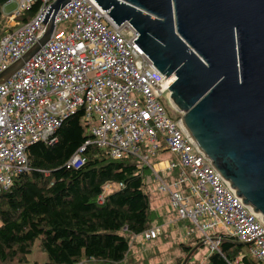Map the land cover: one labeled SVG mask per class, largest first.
Masks as SVG:
<instances>
[{"label": "built area", "instance_id": "obj_1", "mask_svg": "<svg viewBox=\"0 0 264 264\" xmlns=\"http://www.w3.org/2000/svg\"><path fill=\"white\" fill-rule=\"evenodd\" d=\"M54 1L8 0L16 4L8 14L12 20L39 3L27 22L0 38V72L41 37ZM53 22L49 40L0 82V193L27 171L28 147L53 142L60 123L81 110L90 137L67 166L83 164L89 144L114 159L135 157L138 167L157 179V190L168 197L177 220H188L202 241L213 238L210 251L221 241L214 233L223 231L246 243L250 255L264 262V223L232 192L185 131L182 112L169 103L171 77L159 73L133 42L137 33L130 23L117 25L94 0H67ZM65 22H70L69 28ZM164 151L178 161L163 160L162 167L153 162ZM161 229L145 230L144 241Z\"/></svg>", "mask_w": 264, "mask_h": 264}, {"label": "water", "instance_id": "obj_2", "mask_svg": "<svg viewBox=\"0 0 264 264\" xmlns=\"http://www.w3.org/2000/svg\"><path fill=\"white\" fill-rule=\"evenodd\" d=\"M94 1L117 25L130 23L133 42L159 73L174 75L169 103L182 112L183 128L264 223V0ZM66 2L50 5L41 37L0 82L49 40Z\"/></svg>", "mask_w": 264, "mask_h": 264}, {"label": "trees", "instance_id": "obj_3", "mask_svg": "<svg viewBox=\"0 0 264 264\" xmlns=\"http://www.w3.org/2000/svg\"><path fill=\"white\" fill-rule=\"evenodd\" d=\"M7 1L0 0V38L14 30L3 34L6 19L1 7ZM38 3H32L15 21L27 22ZM88 137L78 110L60 123L53 142L39 141L28 147L27 171L15 176L11 187L0 193V264H28L35 240L46 255L44 264H122L137 235L144 241L145 230L162 225L164 219L151 209L144 186L147 171L138 167L137 158L114 159L89 144L83 151L84 163L67 166ZM107 182L121 185L99 204L97 197ZM175 225L191 228L192 224L178 220ZM214 234L221 241L217 250L209 251L205 264H264L250 255L248 245L223 231ZM201 238L200 233L193 237L194 241ZM181 247L186 254L191 249L184 243Z\"/></svg>", "mask_w": 264, "mask_h": 264}, {"label": "rangeland", "instance_id": "obj_4", "mask_svg": "<svg viewBox=\"0 0 264 264\" xmlns=\"http://www.w3.org/2000/svg\"><path fill=\"white\" fill-rule=\"evenodd\" d=\"M11 8L12 5H8L6 7V9L10 10ZM5 22V28H3L5 31L3 34L6 31L10 32L12 29L20 26L18 22L12 20L9 15H7ZM63 26L65 28H69L70 22L63 23ZM61 27L62 24H59L57 29ZM158 155L164 159L178 161V157H176L173 153H169L168 151L160 152ZM174 173L176 174V172ZM153 179L150 177H145V181L147 183L146 188L148 190L151 206L155 208L164 207V202L167 198L165 195L158 193L157 179ZM161 216L166 220H169V218L174 219V215L170 211L165 214L163 212ZM159 221L161 222L162 220L160 219ZM176 222L171 221L170 224L166 223V226H164V232L159 238L152 239V241L148 242L144 241V243L140 242L139 239H137L135 242H132V244L129 245V254L126 256L122 264H205V259L209 254V244H211L213 238H211V241L208 243L203 239L205 244L201 243L202 240L194 241L193 237L198 235V230L193 225H191V228H189L188 225L179 228L175 225ZM182 243H184L185 246L191 245V249L189 252H187V254L184 253L183 248L181 247ZM27 258L28 264L45 263L46 255L41 250L38 240L33 242L31 251L27 255Z\"/></svg>", "mask_w": 264, "mask_h": 264}, {"label": "crops", "instance_id": "obj_5", "mask_svg": "<svg viewBox=\"0 0 264 264\" xmlns=\"http://www.w3.org/2000/svg\"><path fill=\"white\" fill-rule=\"evenodd\" d=\"M8 5H12V8H11V10L10 9H6V7L8 6ZM15 9V4L14 3H9L8 1L1 7V16L2 17H4L5 19H7V15L8 14H10L13 10ZM7 10H10V11H7ZM16 29V28H15ZM77 151H75L74 152V154L76 153ZM71 158V157H70ZM163 160H166V159H164V158H161V156L160 155H156L155 156V160H153V162H159L160 163V167H162L161 165H163ZM145 171H147L146 172V174H145V177H150V178H154V176H151V172H150V170H148V169H144V173H145ZM171 177H172V175H170ZM154 180V179H153ZM155 182V181H154ZM146 181L144 180V186H145V189L147 190V188H146ZM119 186H120V183H114V182H107V183H105V184H103V186H102V193L97 197V202L100 204V203H102V201H103V198H104V196H106V195H108V194H110V193H112L113 191H115V190H117L118 188H119ZM158 191V190H157ZM147 192H148V190H147ZM158 193H160L159 191H158ZM160 194H162V193H160ZM164 195V194H163ZM149 196V195H148ZM102 198L101 199V201H99V198ZM165 197L167 198L166 199V201L164 202V207H160V208H155V207H153V206H151V209H153L159 216H161V214H163V212H164V214L165 213H168L169 211L171 212V213H173V215H174V219H171V218H169V220H166L164 217H163V219L165 220L163 223H162V225H158V226H161V228H162V231H164V226H166V223H168V224H170L171 223V221H173V222H176V221H178L177 220V215H176V213L170 208V206H169V202H168V197L165 195ZM149 200H150V198H149ZM166 204V205H165ZM150 205H151V202H150ZM162 217V216H161ZM135 238V237H134ZM137 239H139L140 240V242H142V243H144V241H142V238L140 237V235H137L136 236V239H135V241L137 240ZM132 241V240H131ZM209 251H210V248H209Z\"/></svg>", "mask_w": 264, "mask_h": 264}, {"label": "bare ground", "instance_id": "obj_6", "mask_svg": "<svg viewBox=\"0 0 264 264\" xmlns=\"http://www.w3.org/2000/svg\"><path fill=\"white\" fill-rule=\"evenodd\" d=\"M9 3H14V2H9ZM15 7H16V4H15ZM169 77H171V80H172V82L174 81V75H171V76H169ZM161 234V233H160Z\"/></svg>", "mask_w": 264, "mask_h": 264}]
</instances>
